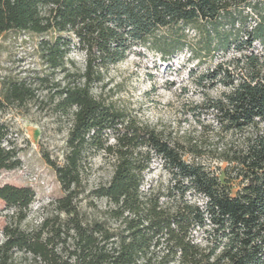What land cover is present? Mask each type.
I'll use <instances>...</instances> for the list:
<instances>
[{"label": "trees", "instance_id": "trees-1", "mask_svg": "<svg viewBox=\"0 0 264 264\" xmlns=\"http://www.w3.org/2000/svg\"><path fill=\"white\" fill-rule=\"evenodd\" d=\"M7 31L52 35L39 49L61 73L51 101L70 127L62 163L45 156L63 196L37 225L22 226L32 188L0 187L15 210L1 232L0 264H264V0H0ZM134 47L163 59L181 49L196 61L219 58L197 80L221 87L203 98L211 116L204 139L172 137L94 93ZM32 94L24 82H5L0 110ZM90 153L112 173L83 204ZM155 161L166 186L145 183ZM19 164L0 120V171Z\"/></svg>", "mask_w": 264, "mask_h": 264}, {"label": "rangeland", "instance_id": "rangeland-1", "mask_svg": "<svg viewBox=\"0 0 264 264\" xmlns=\"http://www.w3.org/2000/svg\"><path fill=\"white\" fill-rule=\"evenodd\" d=\"M52 37L21 31L0 33V94L5 82H24L33 92L19 104H9L0 110V120L10 130V140L15 147L20 164L0 171V187L9 184L30 187L34 191L33 202L28 207L27 219L22 223L26 229L37 225L42 217L52 211L53 202L63 196L56 173L45 156L61 164L70 119L54 111L52 93L60 83L59 70L50 69L40 54L39 43ZM256 48L261 50L258 43ZM70 58L82 67L83 55L76 49ZM219 58L196 61L181 49L163 59L158 53L143 47H134L126 58L110 66L104 82L94 89L95 94L116 107L125 110L143 123L162 130L172 137L204 139L211 116L202 106L203 98L216 96L220 86L211 88L197 84L201 74L211 70ZM206 84V83H205ZM188 159V158H187ZM211 166L221 168L224 164L202 159ZM112 173V164L100 154L90 153L84 169L83 204L93 200L89 191L106 184ZM168 175L155 161L146 173V185L168 183ZM237 188L233 186V190ZM104 204V200L98 201ZM0 199V241L3 227L14 214ZM87 212L89 209H87Z\"/></svg>", "mask_w": 264, "mask_h": 264}]
</instances>
